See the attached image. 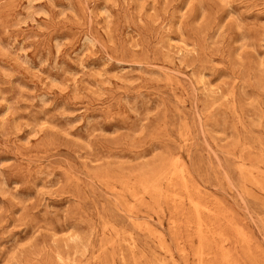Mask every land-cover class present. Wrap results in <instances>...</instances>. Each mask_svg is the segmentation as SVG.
Listing matches in <instances>:
<instances>
[{"label":"rangeland","instance_id":"obj_1","mask_svg":"<svg viewBox=\"0 0 264 264\" xmlns=\"http://www.w3.org/2000/svg\"><path fill=\"white\" fill-rule=\"evenodd\" d=\"M0 264H264V0H0Z\"/></svg>","mask_w":264,"mask_h":264}]
</instances>
